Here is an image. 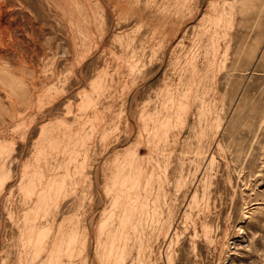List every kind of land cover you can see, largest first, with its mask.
Segmentation results:
<instances>
[{"label": "rangeland", "instance_id": "obj_1", "mask_svg": "<svg viewBox=\"0 0 264 264\" xmlns=\"http://www.w3.org/2000/svg\"><path fill=\"white\" fill-rule=\"evenodd\" d=\"M0 264H264V0H0Z\"/></svg>", "mask_w": 264, "mask_h": 264}]
</instances>
